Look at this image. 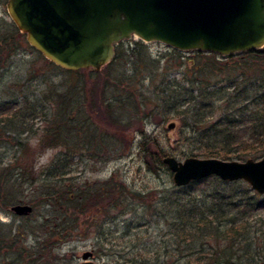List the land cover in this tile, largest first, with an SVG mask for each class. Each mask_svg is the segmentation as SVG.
<instances>
[{"label": "rangeland", "instance_id": "374dc122", "mask_svg": "<svg viewBox=\"0 0 264 264\" xmlns=\"http://www.w3.org/2000/svg\"><path fill=\"white\" fill-rule=\"evenodd\" d=\"M7 1L0 0V161L2 168L16 167L17 184L24 182L16 189L18 193L23 189L19 203L35 207L27 215L16 214L12 207L0 212V264H82L88 250L94 253L93 264H199L193 249L202 242L189 244L187 236L177 234L173 225L169 197L176 186L173 173L166 165L156 173L147 164L149 155L159 149L183 161L187 158L183 152L192 148L182 137L190 128H181L179 119L171 118L161 97L174 95L176 85L172 83L180 79L185 65L192 66L193 55L133 36L123 41L125 53L115 55L105 71L110 62L100 71L89 68L75 73L52 64L26 36L15 35ZM141 49L146 58L134 55ZM93 78L97 83L93 80L91 84ZM222 79L220 85L228 89V77ZM182 99L173 97L170 102L184 109ZM217 105L212 115L207 113L213 122L226 112L223 100ZM7 118L26 124L14 127L5 123ZM173 120L176 127L169 129ZM63 156L68 172L57 183H47L43 173ZM24 167H32V173ZM111 177L124 187L115 207L90 200L82 213L38 201L43 183L72 189L75 194ZM212 177L194 188L199 196L213 188ZM32 180H36L33 185ZM6 190L10 192L11 186ZM63 213L69 219L63 221L67 230L63 237H50ZM247 217L251 244L237 248L234 262L264 264V208L249 211ZM212 245H218L216 239H204L206 249Z\"/></svg>", "mask_w": 264, "mask_h": 264}, {"label": "trees", "instance_id": "16d2710c", "mask_svg": "<svg viewBox=\"0 0 264 264\" xmlns=\"http://www.w3.org/2000/svg\"><path fill=\"white\" fill-rule=\"evenodd\" d=\"M11 26L16 32L15 35L25 37V34L21 33L14 23ZM3 43L5 47V44H8L7 39L3 40ZM137 44L143 47L146 45L142 41H137ZM123 45V41L116 45L117 58L125 53ZM1 46L3 47V45ZM174 51L179 52L177 49ZM189 52L193 55L192 66L185 65L184 70L180 73V79L174 80L172 83L173 86L176 85L174 95H162L161 97L165 108L172 112L171 118H178L182 125L181 128H190V131L182 135L184 141L187 140L192 145L189 151L183 152L184 155L186 157H213L223 160H246L252 157H262L264 154V47L229 56L198 50ZM134 55L137 58H146L147 56L142 49ZM152 60L154 63L158 62L155 58ZM112 62L114 61L106 65L102 71L108 69ZM85 70L81 69V71ZM75 73L80 72L76 71ZM98 75L99 80L103 79V84L106 85L107 80L103 78L102 73H98ZM222 76L228 77V89L224 85H220L221 81L224 82ZM93 80L94 78L90 80L91 84ZM94 81L97 83L98 79ZM104 89L106 91V86ZM167 91L168 89H166ZM175 96L183 98L181 105L184 106V109H179L178 105L175 107L170 102L173 97L176 98ZM205 100L207 101L205 102ZM219 100H223L227 104L226 112L219 120L213 122L210 115L216 110L214 108L218 106ZM104 102L107 108L110 107V101L106 102L104 99ZM206 108L210 110L206 111ZM17 109L21 110V108ZM171 109L173 110L170 111ZM173 112L175 113L173 114ZM207 113L211 114L208 115ZM5 123L14 127L25 126L26 124L21 120L13 121L11 118H7ZM18 144L24 143L18 141ZM22 147L26 148L27 145ZM166 155L161 149L154 152L153 155H149L147 164L150 170L157 173L162 165L165 166L163 158ZM66 157L63 156L58 159L57 163L51 165L43 173L47 183L51 180H56L55 183H57L59 177L68 172ZM1 162L0 212L19 203L23 189L19 190V193L16 189L18 186L24 185L23 181H18V184L15 181L16 172L14 170L16 167L9 164L8 167L2 168ZM166 167L170 170L167 165ZM24 168L27 173H32V167ZM6 176L8 177L5 178ZM212 179L215 181L213 188L200 196L194 191V188L198 184L210 180L209 177L193 181L183 187L174 186L169 195L174 208L172 211L175 214L173 225L177 232L179 231L177 234L184 233L187 236L189 244L194 245L198 243L197 241L202 242L199 248L193 249V253L198 256V261H201L199 264H235L234 260H237V253L240 251L237 248L251 244L248 234L251 223L247 213L264 208V194L261 195L253 191L242 180L224 181L217 176H213ZM36 180H32L31 185ZM114 180L115 177H111L103 181L98 187L82 189L75 194H73L72 189L66 190L43 183L41 185L42 197L38 201L49 202L56 207L60 205L63 211L77 208L82 213L88 209V201L90 200H100L104 206L115 207L121 202L122 194L120 193L124 187ZM7 185L11 186L10 192L8 191L9 188L6 190ZM33 207L35 206L33 205ZM64 216L63 213L62 222L59 225L52 226L53 231H51L50 237H63L62 232L67 230V226H63V221L69 220L68 217L64 218ZM56 230L58 233L55 235ZM205 238L216 239L218 245H212L206 249L204 247ZM220 241L224 242L222 246ZM244 241L245 243H243Z\"/></svg>", "mask_w": 264, "mask_h": 264}, {"label": "water", "instance_id": "95a60500", "mask_svg": "<svg viewBox=\"0 0 264 264\" xmlns=\"http://www.w3.org/2000/svg\"><path fill=\"white\" fill-rule=\"evenodd\" d=\"M8 12L36 50L59 67L100 71L116 55V45L133 36L181 51L221 56L264 47V0H8ZM175 122L168 124L169 129ZM163 162L177 187L211 176L242 180L264 194V156L223 160L168 155ZM19 215L33 212L16 204ZM93 251L82 264H93Z\"/></svg>", "mask_w": 264, "mask_h": 264}, {"label": "flooded vegetation", "instance_id": "af4514ba", "mask_svg": "<svg viewBox=\"0 0 264 264\" xmlns=\"http://www.w3.org/2000/svg\"><path fill=\"white\" fill-rule=\"evenodd\" d=\"M8 2V1H7Z\"/></svg>", "mask_w": 264, "mask_h": 264}]
</instances>
